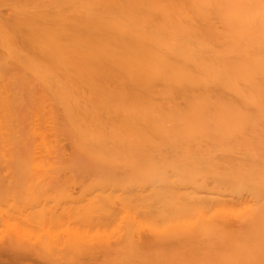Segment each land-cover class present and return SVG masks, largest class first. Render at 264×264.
<instances>
[{
	"label": "bare ground",
	"instance_id": "bare-ground-1",
	"mask_svg": "<svg viewBox=\"0 0 264 264\" xmlns=\"http://www.w3.org/2000/svg\"><path fill=\"white\" fill-rule=\"evenodd\" d=\"M8 15L2 159L34 149L60 165L66 140L70 172L91 179L102 204L90 196L88 218L140 205L182 232L133 238L128 224L112 243H83L90 255L104 264H264V0H38ZM207 212L245 227L221 234L211 259L191 241L177 256L168 244L209 232L189 221ZM6 238L0 253L19 256L25 239ZM64 240L45 248L62 252Z\"/></svg>",
	"mask_w": 264,
	"mask_h": 264
},
{
	"label": "rangeland",
	"instance_id": "rangeland-1",
	"mask_svg": "<svg viewBox=\"0 0 264 264\" xmlns=\"http://www.w3.org/2000/svg\"><path fill=\"white\" fill-rule=\"evenodd\" d=\"M36 1L38 0H0V15L6 19L13 6ZM5 55L6 51L0 48V63L5 61ZM63 144L66 149V159L62 160L60 165L52 164L49 166L46 161L37 159L40 156L38 150L31 149L27 152L25 149L19 148L17 154H14V158L3 157V160L1 155L5 152L4 155L8 157V152L0 149V154L2 153L0 155V240H3L0 241V247L5 246L7 236H16L18 240L25 239V241L23 240L25 244L20 242V246L26 251L25 253L24 249H21L22 252L17 251V254L20 253L19 256L15 252V258L14 255H10L13 253L4 248L6 249L5 253H0L2 254L0 255V264H104L105 257L101 254L90 255L89 246L85 245L87 242L90 243V247L91 245L96 247L97 244L105 242L112 243L118 234L128 232V224L132 225L133 238L149 239L157 236L162 230L170 233L171 231L179 232L177 226L164 228L167 226L162 223L158 216L161 214L157 213V215L153 209L140 205L126 207L116 203L108 206L109 209L106 212L96 211L97 213L88 218L89 209L86 208L89 205L87 200L93 196L98 203H96L97 206H100L102 205L100 198L96 196L98 193L90 194L88 192L92 183L91 179L70 172L67 157L71 150L66 140L63 141ZM71 200H79L81 203L74 204L70 202ZM215 217L213 212L204 213L202 216L193 214L189 221H194L199 227L208 228L210 231L206 234L194 231L191 234L193 235L191 240L185 239V242L172 241L168 244V248L181 258L187 257L190 254L189 249L193 248L198 253L208 254L211 259L216 253L218 248L216 240L221 234L240 232L245 227L244 223L231 216L227 217L223 226H220L214 219ZM92 220L93 223H90ZM181 233L179 232L180 236ZM75 238L76 240L81 238L82 247L80 249L84 248L80 251L75 250L77 246H74V249L72 247L73 242L76 241ZM62 239H66L62 244L69 240L72 249L68 247L70 245L68 242L66 243L68 248L62 252L59 250L57 252V248H54L55 250L45 248L46 244L53 245L54 242ZM52 241L54 242L51 243ZM190 241L194 243L191 248L188 245ZM80 243L77 244L80 246ZM59 249L61 250V248ZM29 250L30 252L32 250L31 254Z\"/></svg>",
	"mask_w": 264,
	"mask_h": 264
}]
</instances>
